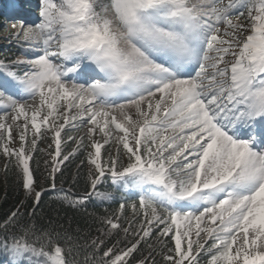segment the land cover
<instances>
[{"label":"snow or ice","instance_id":"6c2138e0","mask_svg":"<svg viewBox=\"0 0 264 264\" xmlns=\"http://www.w3.org/2000/svg\"><path fill=\"white\" fill-rule=\"evenodd\" d=\"M13 28L30 55L0 65V156L23 191L0 219L8 264H264V0H41ZM77 153L90 191L62 203L86 211L107 181L136 197L87 242L37 223Z\"/></svg>","mask_w":264,"mask_h":264},{"label":"trees","instance_id":"16d2710c","mask_svg":"<svg viewBox=\"0 0 264 264\" xmlns=\"http://www.w3.org/2000/svg\"><path fill=\"white\" fill-rule=\"evenodd\" d=\"M21 9L30 10L34 14V20L38 17L37 4L32 0H0V34L5 32V23L9 22L7 18L15 16L18 11H22ZM13 42L16 43L13 45L14 49L12 47H0V65L10 66L11 62L15 61L18 56L28 54L27 47H21L22 42H18L15 38ZM6 78V72L0 70V81ZM8 94H12L11 90ZM65 132H70L73 136L79 134V132L71 128H66ZM61 135L63 137L64 133ZM47 144V141H41L40 148L47 149ZM35 160L39 161V168L35 172V175L38 178L41 173L47 176L48 172L45 170V161L50 162L51 157L47 156L46 152L44 154L38 153L34 156ZM5 162V158L0 156V219H3L10 210L17 206L18 201L23 199V191L19 187L15 171L9 170L5 172ZM88 171L89 167L86 162V155H81L80 153H77L76 157H70L69 161L61 165V171L56 173V188L53 189L50 184L45 186L41 197L42 207L37 217V223L45 227L48 226L50 221L56 226L62 225L67 231L78 233L82 242H87L98 235V224L94 218L113 214L119 209L121 202L129 205L136 200L131 190L112 185L111 181H107L106 183L102 182L97 185V191L107 193L111 198L91 197L87 203L86 211L69 207L67 204L62 203L58 198V194H62L61 189L65 192L71 190L74 196H83L86 189L90 191V185L87 181ZM125 214L131 218L132 212L130 207L126 206ZM156 259L159 261L160 257L158 256ZM8 262V254L0 250V264H8Z\"/></svg>","mask_w":264,"mask_h":264},{"label":"rangeland","instance_id":"374dc122","mask_svg":"<svg viewBox=\"0 0 264 264\" xmlns=\"http://www.w3.org/2000/svg\"><path fill=\"white\" fill-rule=\"evenodd\" d=\"M33 2H35L37 4V8L38 5L40 4L41 0H32ZM22 10V9H21ZM23 11H18L17 16H13V17H9L7 18V20L9 22L5 23V32H2L0 34V47H12V49H14L13 45H15L16 43L13 42L14 40V36L13 33L17 31V29L13 28V24H19L21 22H23L26 26L37 23L38 22V17L33 18V16L30 13H22ZM26 12V11H24ZM19 14H21V16H18ZM30 55V53H28ZM28 54H22L21 56H18L16 58V60H24V59H28L29 55ZM17 70V69H16ZM22 70V69H20ZM30 102V101H29ZM82 132H79L78 135H82ZM13 135H15V132L13 133ZM77 135V136H78Z\"/></svg>","mask_w":264,"mask_h":264}]
</instances>
